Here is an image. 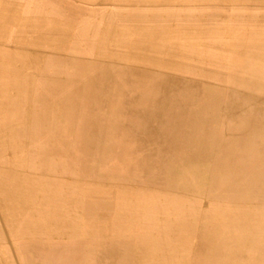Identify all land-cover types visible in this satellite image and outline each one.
Segmentation results:
<instances>
[{
    "label": "rangeland",
    "instance_id": "1",
    "mask_svg": "<svg viewBox=\"0 0 264 264\" xmlns=\"http://www.w3.org/2000/svg\"><path fill=\"white\" fill-rule=\"evenodd\" d=\"M83 7L77 0H0V52L24 56L14 61L19 69L13 78L30 82L21 92L42 95L40 100L31 99L30 108L26 92L12 88V96L21 98L14 102L12 97L8 110L0 108V126L8 127L0 128L8 138L0 144V169L13 170L15 159L27 158L23 161L24 176L30 180L27 184L37 187L36 181L40 182L34 200L23 208L16 206L20 193L10 198L0 192V263L54 264L71 258V264H79L83 249L88 264H264V118L242 117L243 110L220 101L208 111L201 109L207 113L204 117L211 115L207 123L190 121L187 110L178 104L191 102L183 87L198 86L206 96L225 91L214 82L180 75L182 86L171 104L161 106L160 111L150 102L138 105L147 112L158 111V120H145L149 116L125 119L129 144L139 151L136 156L148 158L147 167L121 166L114 160L89 156L74 132L83 108L69 105V96L78 85L88 90L90 73L86 71L101 64L65 57L74 45L81 46L71 41L86 22ZM108 70L114 80L123 83L121 74L109 66ZM0 79L8 81L3 75ZM53 82L58 89L66 86L63 106L49 105L62 94L46 87ZM104 84L96 94L104 103H96L89 112L99 122L109 117L110 99L116 94L108 87L109 81ZM1 93L7 92L0 89ZM126 106L120 104V111ZM242 106L251 113L254 110L253 105ZM191 112L198 116L200 109L191 108ZM177 124L182 127L178 137L174 133ZM40 128L45 131L38 140ZM25 143L35 144V149L31 145L26 151ZM40 149L47 152L37 153ZM47 159L48 165L57 161L58 173L46 170ZM255 172V180H247ZM44 193L57 198L58 204L44 199ZM60 198L64 203L60 204ZM72 199L75 202L68 203ZM28 207L30 212H26ZM142 208L148 211L142 214ZM52 215L43 235L25 231V218L42 224ZM211 247L218 249L214 255L208 253Z\"/></svg>",
    "mask_w": 264,
    "mask_h": 264
},
{
    "label": "bare ground",
    "instance_id": "2",
    "mask_svg": "<svg viewBox=\"0 0 264 264\" xmlns=\"http://www.w3.org/2000/svg\"><path fill=\"white\" fill-rule=\"evenodd\" d=\"M205 1L208 0H77L79 4H84L83 14L86 16L84 18L86 22L78 27V32L72 36L74 39L71 44L76 43L81 46L74 45L65 57L83 61L91 59L101 64L97 69L86 71L90 73L89 89L82 90L83 87L78 85L73 89V95L69 96L71 100L69 105H81L83 108V115L77 119L80 125L75 127L74 132L86 154L91 157L98 155L102 161L114 160L118 164L121 163V166L129 163L137 169L147 167L148 158L136 156L139 151L129 144L130 135L124 129L125 119L127 116H132L134 119L142 120L149 116L145 120L151 123L153 119L158 120L160 118L158 111L147 112L138 105H149L150 102L158 106L160 111L161 106L171 104L172 98L179 94L182 86L180 75H188L193 80H201L205 83L214 82V85L220 86L225 91V94L206 96L205 93L203 95L199 93L198 86L183 87V91L189 93L187 95L180 93V96H187L191 102L189 105L178 104L181 105L182 110H187L186 116L190 121L204 125L211 115L204 117L207 113H201V109L208 111L220 101L222 105L231 104L237 110H243L244 114L239 113L242 117L264 118V0H212L216 2L215 5L206 4ZM251 5L263 9L244 8ZM220 58L227 59L223 63ZM17 59L23 60L24 56L10 57L9 54L0 52V76L3 75L5 80H8L4 82L0 79L2 81L0 89L7 92L0 95L2 109L10 108L12 97L14 102L21 98L12 96L10 89L15 88L20 93L24 87L28 89L27 85L30 84L24 80L18 82L13 78L19 69L13 65ZM30 59L34 58L30 57ZM217 59L220 62L216 61ZM108 66L121 74L124 78L123 83L110 76L113 74L108 73ZM23 69L24 66L20 67V71ZM167 73H172L174 76H169ZM106 81H109L108 87L113 88L116 94L110 99L109 117L104 122H99L97 116H92L89 112L96 103H104L96 94L101 93L106 86L102 84ZM46 87L62 93L57 101L49 105L63 106L67 96V92H64L66 86L60 85L58 89V84L53 82ZM25 92L27 94L25 102L29 103L30 108L31 99L42 98L40 94H31L32 92L27 90ZM139 92L144 96L139 98ZM120 104L127 106L120 111ZM244 104L253 105V112L245 110L248 107L244 108L242 106ZM191 108H199L200 114L197 116L192 113ZM132 117L131 119L134 120ZM75 118L70 117V120ZM146 126L149 128V125ZM181 128L180 124L175 126L174 133L177 137L181 136L179 133ZM44 131L43 128L37 130L38 140L41 139ZM4 132L5 130L0 131V144L8 139ZM202 135L205 137V133ZM221 142L227 143L226 140ZM228 142L232 141L228 139ZM29 145L24 144L26 151L31 145L33 148L35 146V144ZM221 147L224 148L223 145ZM222 150L226 156L232 157L230 151ZM42 151L40 149L36 152L42 154ZM44 152L47 151L44 150L43 154ZM22 159H15L13 170L8 167L0 169V192L10 198H15V194L20 193L21 197L16 203L20 208L34 200L35 189L38 190L40 184L38 180L37 187L27 184L30 182L27 175L24 176L27 173L24 165L27 158ZM51 161V165H48L47 162H50L48 159L44 161V167L48 172L58 173L57 161L55 159ZM253 174L247 180L254 181L256 172ZM24 188L27 190L24 191ZM46 193L44 199L58 204L57 198L52 199ZM61 200L60 198V204L64 203ZM75 200L72 199L68 203ZM140 210L142 214L148 211L145 208ZM26 212H30V207ZM187 217L189 218L188 214ZM52 218L53 215L42 224L38 221H36L38 224L31 223L30 219L25 218L23 224L26 227L25 231L37 237L43 235ZM40 226L43 228L42 231L39 230ZM148 229L150 231V227ZM236 234L235 232V236L239 235ZM153 247L155 249L156 246ZM81 250L79 264H88V258L83 249ZM217 250L211 247L208 253L214 255ZM109 256L114 257L112 254ZM71 263V258L54 262V264ZM0 264L9 263L1 260Z\"/></svg>",
    "mask_w": 264,
    "mask_h": 264
}]
</instances>
